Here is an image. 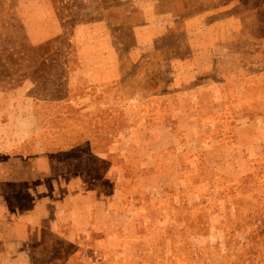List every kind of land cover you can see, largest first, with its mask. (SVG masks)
I'll return each mask as SVG.
<instances>
[{"label": "rangeland", "instance_id": "1", "mask_svg": "<svg viewBox=\"0 0 264 264\" xmlns=\"http://www.w3.org/2000/svg\"><path fill=\"white\" fill-rule=\"evenodd\" d=\"M136 10L152 51L129 55ZM110 40L125 81L103 101L70 75ZM0 94L23 151L103 198L89 264H264V0H0Z\"/></svg>", "mask_w": 264, "mask_h": 264}, {"label": "crops", "instance_id": "2", "mask_svg": "<svg viewBox=\"0 0 264 264\" xmlns=\"http://www.w3.org/2000/svg\"><path fill=\"white\" fill-rule=\"evenodd\" d=\"M133 14L125 25L132 28L135 42L123 44L125 51L129 55L134 50L152 51L151 38L146 32L147 11L136 10ZM108 23L120 25L111 14L92 23L91 28L98 31ZM78 50L82 52L80 61L85 64L80 74L70 75L71 86L77 81L81 86L94 84L97 97L105 101L110 93L108 82H115L119 87L125 81L113 41L88 42ZM73 87L66 97L71 103L76 98L83 100L76 107L81 115L85 114L89 109L86 102L90 97L89 87L83 93H77ZM131 94L134 95L127 94L129 100ZM129 100L126 107L130 105ZM7 101L0 94V264H89L88 245L92 242L89 234L93 233L89 221L96 220L92 226L96 224L94 231L98 233V222L104 215L103 198L98 197L97 191L84 187L78 178L65 183L53 177L49 156L38 145L37 150L23 151L24 132L31 131V127L8 117L6 121ZM94 242L97 247L103 240ZM92 249L96 253L97 249Z\"/></svg>", "mask_w": 264, "mask_h": 264}]
</instances>
